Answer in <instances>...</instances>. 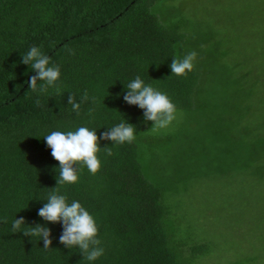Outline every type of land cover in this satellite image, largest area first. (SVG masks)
I'll return each instance as SVG.
<instances>
[{"label": "trees", "instance_id": "1", "mask_svg": "<svg viewBox=\"0 0 264 264\" xmlns=\"http://www.w3.org/2000/svg\"><path fill=\"white\" fill-rule=\"evenodd\" d=\"M175 1L0 0V264H83L78 249L58 242L59 224L45 225L49 249L10 228L16 216L44 224L37 210L57 187L58 162L43 137L79 126L97 130L101 170L93 176L74 165L78 183L58 191L95 218L104 248L95 264H199L211 254L213 241L186 220L180 198L212 175L264 161L256 122L264 47L238 45L240 34L204 25ZM32 46L59 66L63 95H25L34 73L20 57ZM190 51L194 70L171 77L172 59ZM137 75L175 106L167 128L151 131L142 110L122 99ZM85 93L89 100L72 113L68 96L79 102ZM123 118L137 129L131 144L99 139Z\"/></svg>", "mask_w": 264, "mask_h": 264}, {"label": "clouds", "instance_id": "2", "mask_svg": "<svg viewBox=\"0 0 264 264\" xmlns=\"http://www.w3.org/2000/svg\"><path fill=\"white\" fill-rule=\"evenodd\" d=\"M196 56L195 51H190L182 58H173L169 65L171 77H186L191 73L194 70ZM20 63L34 73L29 75L25 82L28 88L25 95L28 93H33L36 97L63 95L60 68L51 62L50 57L40 47L32 46L21 54ZM122 99L127 105L142 110L143 122L145 125L151 122V131L165 129L176 119L175 106L168 96L146 84L139 75L124 85ZM88 100L86 93L81 96L79 102L69 95L67 104L72 113L79 115L81 105ZM34 103L39 106V99H35ZM91 114L90 110L89 115ZM106 129L107 131L102 132L99 139L109 141L112 145L131 144L136 138V127L124 118ZM96 133L95 129L79 126L74 130H54L43 137L52 158L58 162V167L55 169L57 187L41 200L44 201L43 206L37 210V216L44 224L26 226L25 221L16 216L10 225L13 233H20L32 240L42 242V249H49L52 244L50 228L45 225H61L62 232L58 242L66 249H78L83 257L81 260L83 264H95L104 255L102 241L98 238V224L79 201L69 202L67 195L61 194L58 189L78 183L77 167L86 169L93 176L100 172L101 160L98 158V153L101 148ZM103 149L106 156L112 155L109 147ZM74 165L77 167L74 168Z\"/></svg>", "mask_w": 264, "mask_h": 264}, {"label": "rangeland", "instance_id": "3", "mask_svg": "<svg viewBox=\"0 0 264 264\" xmlns=\"http://www.w3.org/2000/svg\"><path fill=\"white\" fill-rule=\"evenodd\" d=\"M189 14L229 37L240 34L238 45L251 49L264 47V2L259 0H176ZM244 11H241L242 8ZM245 12L244 15H242ZM228 20L239 28H226ZM224 20V21H223ZM240 32V33H239ZM258 33V35H257ZM256 50V49H255ZM264 75V56L257 58ZM263 81L259 82L264 93ZM256 122L264 129V111H257ZM180 212L195 223L201 236L213 241L211 254L199 264H264V161L258 159L249 170L223 171L184 192Z\"/></svg>", "mask_w": 264, "mask_h": 264}]
</instances>
